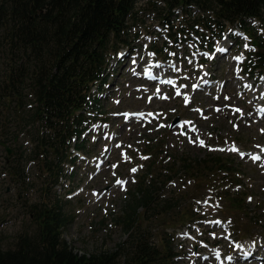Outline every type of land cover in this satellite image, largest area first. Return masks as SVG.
<instances>
[{"label": "rangeland", "instance_id": "374dc122", "mask_svg": "<svg viewBox=\"0 0 264 264\" xmlns=\"http://www.w3.org/2000/svg\"><path fill=\"white\" fill-rule=\"evenodd\" d=\"M164 4L162 0H137L124 37L128 38L127 45L109 52L106 82L100 89L92 90L91 99L96 103L86 111L82 125L86 129L81 136L83 150L76 153L75 163L64 166L65 176L56 187L32 159L36 139L31 135L32 123L27 120L25 125L12 108L1 109L0 133L10 149L7 155L0 146L2 247L12 246L21 235H32L35 225L30 207L51 204L57 197L63 202L64 213L71 217L62 237L73 252H113L118 244L128 240L119 218L124 215L131 193H137L142 182L148 185L157 179L161 186L153 211L146 215V219L152 218L151 223L145 228L151 233L152 244H162L164 234L173 241L177 257L172 264H264V115L255 109H264V90L249 99L244 96L245 85H252L250 89L254 90L264 84V75L251 70L250 59L259 49L249 43L247 36L253 35L248 31H253L252 41L257 36L264 41V26L252 21L246 35L231 25L222 33L212 26L215 31L210 32L204 28L213 20L209 10L176 8L168 14ZM164 18L175 29L189 25L190 39L182 46L169 41L171 31L161 24ZM203 34L206 38L200 37ZM211 44L210 52L201 50ZM220 48L226 49L221 57ZM241 55L243 61L235 59ZM14 58L23 63L32 60L30 55ZM152 59L156 65L163 64L174 72L165 78L174 79L175 86L162 87L165 83L141 78L142 70ZM8 60L0 55L1 77L6 74ZM208 79L210 88L201 84ZM29 82L27 77L23 114L31 106ZM242 108V113L237 111ZM138 112L148 119L155 117L149 124L128 117ZM148 113H152L151 117ZM174 119L177 123L172 125ZM200 140L205 146L200 145ZM233 147L239 151H231ZM260 153L262 161L253 162L251 154ZM216 156L229 162L228 175L211 172L204 176L199 171L189 177L180 169L184 160L213 162L211 158ZM133 168L137 169L135 173ZM118 179L127 183L118 185ZM230 192L232 195L228 196ZM166 205L176 208L169 215L173 220L190 205L198 214L181 225L171 226L168 219H153L156 213L164 212ZM229 234L230 238H226ZM242 250L251 254V261L234 259L242 258ZM214 253L221 256L220 260L214 259ZM256 256H260V261ZM229 260L232 261L227 263Z\"/></svg>", "mask_w": 264, "mask_h": 264}, {"label": "trees", "instance_id": "16d2710c", "mask_svg": "<svg viewBox=\"0 0 264 264\" xmlns=\"http://www.w3.org/2000/svg\"><path fill=\"white\" fill-rule=\"evenodd\" d=\"M162 1L168 14L176 8L209 10L213 20L204 24V28L210 32L219 30L222 33L223 28L231 25L245 34L253 20L264 26V0ZM136 2L0 0V55L9 59L6 74L0 76V116L1 109L8 107L14 109L25 125L28 121L32 123L31 135L36 137L32 159L37 161L52 187L59 185L65 176L64 166L75 163L76 153L83 150L81 136L86 129L82 125L86 111L96 103L91 99L92 90L95 87L100 89L106 82L109 52L116 51L122 44L127 45L128 38L124 37L128 20L135 14ZM161 24L171 31L169 41L177 42L178 46L190 39L189 25L184 29H175L166 18ZM249 32L255 35V32ZM247 36L249 43L259 49L250 59L251 70L258 76L264 75V41L257 36L253 42L252 37ZM200 37L206 38L204 34ZM210 47L212 44L201 50L210 52ZM20 55H30L32 60L23 63L14 58ZM27 77L30 78L28 87L32 100L30 108L23 114L26 106L23 101L24 81ZM2 136L0 133V142L6 145L8 140ZM4 152L7 153L5 148ZM211 159L213 162L187 159L180 169L186 171L189 177L199 171L204 176L211 172L229 174L228 161L220 156ZM160 186L157 179L148 185L142 182L136 188L137 193H131L124 215L119 218L128 240L118 244L110 253L86 255L73 252L62 237L71 217L64 213L63 202L59 198L54 197L51 204L32 205L30 215L35 232L19 236L10 247L0 245V264H172L177 257L173 241L164 234V238L160 239L162 244H152L149 241L151 233L145 228L151 223L152 218L148 220L146 215L148 211H153ZM235 199L233 194L232 200L236 203ZM175 209L166 205L164 212L156 213L153 219H163L164 222L168 219L172 226L189 223L198 214L190 205L183 215L179 213L178 218L173 220L169 215Z\"/></svg>", "mask_w": 264, "mask_h": 264}, {"label": "bare ground", "instance_id": "6f19581e", "mask_svg": "<svg viewBox=\"0 0 264 264\" xmlns=\"http://www.w3.org/2000/svg\"><path fill=\"white\" fill-rule=\"evenodd\" d=\"M230 37V36H229ZM226 52V51H225ZM225 52H221L220 53V51H219V57H221V56H223L224 54H225ZM217 54V53H216ZM216 56V55H215ZM215 56L213 57V59L212 60H214V58H215ZM152 61V60H151ZM150 61V62H151ZM149 62V64H148V67H146L145 69H143L142 70V72H141V78H142V73L143 72H145L146 70H153V69H155L156 68V65L154 66V67H152V63H150ZM162 74H164V76L166 77L167 75H175L174 74V72L172 71V70H170V69H168V68H165L164 69V73H162ZM159 79H157V81H155V82H153V83H157L161 78L160 77H158ZM211 78V77H210ZM169 78H165V80H168ZM172 81L174 82L175 80L174 79H172ZM159 82H162V81H159ZM263 83V82H262ZM201 84H206L207 85V87H211L212 86V84H211V82L209 81V79H208V81H203V82H201ZM165 85H166V83L164 84V85H162L161 84V86L162 87H165ZM199 85V84H198ZM160 86V87H161ZM170 86H175V84H173V85H170ZM206 87V86H205ZM204 87V88H205ZM247 88L248 87H245V94H244V96L246 97V98H250V97H252V96H255L256 95V93H257V91H259V92H261L262 90H264V84H261V85H259L256 89H254V90H251L250 88H249V90H247ZM197 90H199V88L197 87ZM260 94V93H259ZM255 109H259L260 110V112H259V114H262V115H264V109L262 108V107H256ZM240 112L242 113L243 112V108L240 110ZM256 113H257V110H256ZM129 118H135L133 121H138V119L140 118V120H142V121H146L147 119H148V116L147 115H145V114H143L142 112H138V113H131L129 116H128ZM151 117V116H150ZM260 119V118H259ZM126 122L128 123L129 121L128 120H126ZM126 123V124H127ZM138 123V122H137ZM189 127H191V125L189 124ZM264 154V153H263ZM260 155H261V153H260ZM253 251V250H252ZM216 254H218V253H214V254H212V256L214 257V259L216 260L217 258H218V260H220V258H221V256H217ZM242 258L240 259V257L238 256L237 258H234L236 261H238V262H248V261H251V259H252V256H251V254H248L247 253V251L246 250H242ZM261 258L264 260V254L261 256ZM260 256H256V259H258L259 261H260ZM233 259V260H234ZM230 262L232 261V260H229ZM226 262V261H225ZM227 263H228V261H227ZM233 263V262H232Z\"/></svg>", "mask_w": 264, "mask_h": 264}, {"label": "snow or ice", "instance_id": "6c2138e0", "mask_svg": "<svg viewBox=\"0 0 264 264\" xmlns=\"http://www.w3.org/2000/svg\"><path fill=\"white\" fill-rule=\"evenodd\" d=\"M244 47L247 48L248 45L245 44ZM218 50L221 51V52L226 51L225 48H220V49H218ZM235 59L240 60V61H243L244 57H243V55H241V56H237V57H235ZM262 79H264V78H262ZM162 83L172 84L173 81H172V80H167V81H162ZM245 87L251 88L252 85H250V84H249V85H245ZM179 94H180L179 91H177V95H179ZM186 102H187V99H186ZM237 111H240V110L237 109ZM148 115L151 116L152 113H148ZM182 127H183V126H182ZM199 143H200V145H201L202 147L205 146L203 140H200ZM257 147L260 148L261 146L258 145ZM220 150L223 151L224 149H220ZM231 151H233V152H237V151H239V150H238V148L233 147V148L231 149ZM261 152L264 153V148H261ZM241 155L243 156V155H247V154L242 153ZM143 158L146 159V157H143ZM250 158L252 159L253 162L262 161V155H260V154H251ZM261 167H264V162L261 163ZM131 171H132L133 173H135V172L137 171V169H136V168H133V169H131ZM115 183L118 184V185H123V184L127 183V181H124V180H122V179H118V180H116ZM94 195H97V193H94ZM205 203H207V201H205ZM217 223H219V221H217ZM231 223H232L231 220H229V221H228V224H231ZM230 236H231V234H229V236L226 237V238H230ZM237 247H242V246H241V245H237ZM193 255H197V254L194 253ZM229 259H232V257H229Z\"/></svg>", "mask_w": 264, "mask_h": 264}, {"label": "water", "instance_id": "95a60500", "mask_svg": "<svg viewBox=\"0 0 264 264\" xmlns=\"http://www.w3.org/2000/svg\"><path fill=\"white\" fill-rule=\"evenodd\" d=\"M172 123H173L172 125L176 124L177 123V119H174ZM0 146L6 149L8 155L10 154V149L7 148L5 144L0 143Z\"/></svg>", "mask_w": 264, "mask_h": 264}]
</instances>
